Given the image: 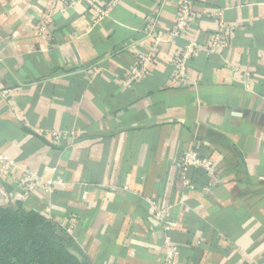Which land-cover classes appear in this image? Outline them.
I'll return each mask as SVG.
<instances>
[{
  "label": "crops",
  "instance_id": "1",
  "mask_svg": "<svg viewBox=\"0 0 264 264\" xmlns=\"http://www.w3.org/2000/svg\"><path fill=\"white\" fill-rule=\"evenodd\" d=\"M93 1L109 9L0 0V152L38 179L22 197L8 176L0 202L74 217L93 264H164L167 237L177 264H264V0H192L179 36L181 0ZM217 9L232 33L212 52ZM192 150L211 172L183 171Z\"/></svg>",
  "mask_w": 264,
  "mask_h": 264
},
{
  "label": "built area",
  "instance_id": "2",
  "mask_svg": "<svg viewBox=\"0 0 264 264\" xmlns=\"http://www.w3.org/2000/svg\"><path fill=\"white\" fill-rule=\"evenodd\" d=\"M82 1H87L92 7L100 12V15L105 14L106 10L101 8L100 6L94 4L93 0H62V2L69 7L75 6ZM115 1L118 0H114ZM113 5V4H112ZM178 18L175 25L172 28V34L174 36L183 35L187 32L189 27V23L193 18V5L192 0H181L179 9H178ZM212 14L219 18L218 20V29L217 32L212 36L211 41L209 43L210 51L216 52L221 50L222 48L228 45V41L231 37L232 29L231 27L223 20L222 11L217 9L212 11ZM148 35L153 37L155 40L159 39V34L156 30V25L151 24L146 29ZM196 42H191L188 49L182 54V56H177L174 59V62L180 66V71L176 75V77H181L185 73V59L188 55L193 53L197 47ZM154 56V52L152 54L139 53L137 55L136 64L130 69L129 77L125 81L126 84H131L136 80L143 79L147 72V66L150 61H152ZM0 189L4 191V183L8 176L13 175L14 182H16L17 191L22 197H27L31 195L35 187L37 188L38 179L35 175L29 173L27 170H22V174L20 176H16V172L19 169L17 163L9 158L4 153L0 152ZM181 166L183 171H187L190 167H201L208 172L213 170V162L209 159H203L199 156L197 151H188L183 154L181 158ZM15 175V176H14ZM186 184H189L188 180H185ZM63 181L61 179H46L41 181L40 187H42L46 193H52L56 186H61ZM49 208H45L43 213L49 214ZM164 211H160L162 214ZM69 223L65 226L67 232L72 234L74 227L76 225V219L73 217L69 219ZM169 228V227H168ZM165 245V257L164 264H177L178 259L180 257V249L179 246L171 241L169 237H167L164 241Z\"/></svg>",
  "mask_w": 264,
  "mask_h": 264
},
{
  "label": "trees",
  "instance_id": "3",
  "mask_svg": "<svg viewBox=\"0 0 264 264\" xmlns=\"http://www.w3.org/2000/svg\"><path fill=\"white\" fill-rule=\"evenodd\" d=\"M0 264H93L76 238L22 201L0 202Z\"/></svg>",
  "mask_w": 264,
  "mask_h": 264
}]
</instances>
